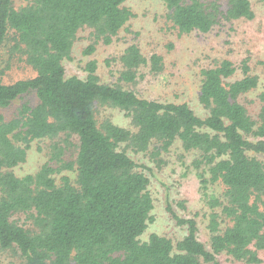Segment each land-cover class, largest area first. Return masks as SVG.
Listing matches in <instances>:
<instances>
[{"label": "trees", "instance_id": "1", "mask_svg": "<svg viewBox=\"0 0 264 264\" xmlns=\"http://www.w3.org/2000/svg\"><path fill=\"white\" fill-rule=\"evenodd\" d=\"M21 1L16 7L15 0H0V59L13 41L12 52L24 56L34 74L7 83L0 68V109L31 91L38 101L24 103L11 118L0 113V248L17 253L21 264H223L222 255L264 264V91L253 115L242 101L260 86L249 58L239 67L224 58L201 70L199 100L207 110L201 116L186 101L149 99L103 82L96 60L87 63L86 76L67 75L63 61L77 33L88 27L110 44L134 16L127 0ZM161 1L181 34L255 17L250 0H227L225 10L219 0ZM94 51L93 45L84 50ZM120 60V79L127 83L142 67L164 70L161 55L147 58L135 43ZM97 102L118 107L134 128L99 123ZM70 137L77 139V152L65 162L60 141ZM52 140L48 161L34 172H16L34 144L42 149L41 142ZM154 141L157 154L176 142L199 152L193 164L206 169L198 176L211 208V247L200 239L196 218L179 215L169 202L167 212L186 233L177 241L156 232L143 239L156 220L150 178L119 145L146 151ZM55 160L60 168L52 166ZM62 168L71 172L55 176ZM213 183L224 186L223 197L209 193Z\"/></svg>", "mask_w": 264, "mask_h": 264}, {"label": "rangeland", "instance_id": "2", "mask_svg": "<svg viewBox=\"0 0 264 264\" xmlns=\"http://www.w3.org/2000/svg\"><path fill=\"white\" fill-rule=\"evenodd\" d=\"M219 1L225 10L227 0ZM250 1L255 11L253 19L241 18L233 21L223 19L210 32L194 31L181 34L169 19V11L163 1L127 0L126 6L132 10L134 16L113 37L110 44L104 43L102 39H96L91 28L84 27L77 33L71 56L63 61L67 75L86 76L87 63L96 60L98 74L103 82L119 84L149 99L186 101L198 114L204 116L207 110L199 100L201 70L214 66L224 58L231 59L239 67L242 60L248 57L252 72L260 78V86L242 101L251 113L256 115L263 105L259 93L264 91V4L259 0ZM23 4L25 3L21 0H15L14 3L16 7ZM133 43L140 46L147 58L153 53L161 55L164 60V70L159 74H153L147 67H142L135 82L127 83L121 80L123 65L120 56L124 49ZM12 44L14 42L9 41L5 45L0 59V68L4 70L2 78L7 83L15 82L20 78H29L34 74V70L24 56L12 52ZM88 45H93L95 51L85 53L84 50ZM237 76L240 77L241 73L239 72ZM37 101L36 93L31 91L13 101L10 106L1 108L0 113L6 118H11L24 103L34 105ZM95 112L99 123L106 119L126 128H134L130 119L118 107L97 102ZM59 139L63 138H58V141ZM75 142H77L75 137H70L67 142L60 141L66 149L62 156L65 162L75 159L77 152ZM51 143L53 140L41 142L42 149L34 144L28 160L17 166L16 172L25 175L36 171L43 162L49 160ZM157 147H160V143L156 141L152 142L146 151H135L127 143L119 145V149L126 150L141 165L139 169L150 178L149 187L154 198L156 220L150 225L143 239L147 240L151 233L156 232L177 241L186 233V228L178 225L167 212L169 202L179 215L196 218L200 239L211 247L210 232L207 227L211 208L207 204L198 176L199 171L206 169L205 165L200 166L199 169L193 164L199 157V152L185 151L179 142L168 150H161L160 154L156 152ZM262 160L264 161V157ZM51 164L55 168L61 166L56 160L51 161ZM70 172L62 168L55 176L60 177ZM208 191L212 195L223 197L224 186L213 183ZM181 202L184 206L180 205ZM262 257L264 259V251ZM219 258L223 264H241L226 255ZM21 262L20 256L14 251L0 248V264H21Z\"/></svg>", "mask_w": 264, "mask_h": 264}]
</instances>
